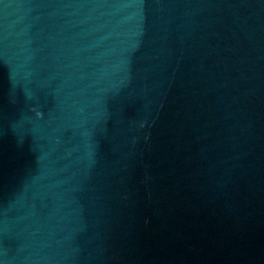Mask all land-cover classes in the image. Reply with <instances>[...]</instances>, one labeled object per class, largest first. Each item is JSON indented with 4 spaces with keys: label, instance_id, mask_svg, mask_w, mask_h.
<instances>
[{
    "label": "water",
    "instance_id": "water-1",
    "mask_svg": "<svg viewBox=\"0 0 264 264\" xmlns=\"http://www.w3.org/2000/svg\"><path fill=\"white\" fill-rule=\"evenodd\" d=\"M0 264H264V0H0Z\"/></svg>",
    "mask_w": 264,
    "mask_h": 264
}]
</instances>
